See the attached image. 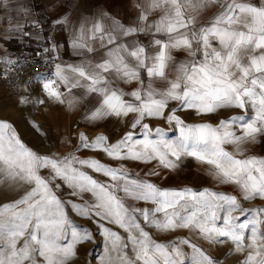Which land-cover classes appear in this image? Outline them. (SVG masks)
Segmentation results:
<instances>
[{"label": "snow or ice", "instance_id": "1", "mask_svg": "<svg viewBox=\"0 0 264 264\" xmlns=\"http://www.w3.org/2000/svg\"><path fill=\"white\" fill-rule=\"evenodd\" d=\"M22 7V17L34 20L29 5ZM55 23L69 32L63 44L77 59L65 62L61 41L48 43L46 60L33 64L41 70L31 74L45 94L37 103L76 110L94 99L85 126L117 118L125 131L115 140L81 132L73 152L60 151L65 141L41 153L0 118V172L29 186L0 204V264H70L94 234L71 220L69 209L104 237L102 264H112L110 252L119 264H221L210 249L224 244L226 258L246 253L241 264H264V206L246 207L264 201V157L248 151L264 139V0H139L128 23L104 11L76 24L64 14ZM14 32L27 37L31 29L17 23ZM177 51L186 57L178 60ZM0 61L21 68L11 56ZM233 110L244 114L215 125L181 115ZM189 159L206 165L214 187L226 190L157 183ZM133 164L146 170L141 175Z\"/></svg>", "mask_w": 264, "mask_h": 264}, {"label": "crops", "instance_id": "2", "mask_svg": "<svg viewBox=\"0 0 264 264\" xmlns=\"http://www.w3.org/2000/svg\"><path fill=\"white\" fill-rule=\"evenodd\" d=\"M27 3L31 9L32 16L34 20L29 19L27 15H23L24 9L22 5ZM139 0H9L8 5L0 7V56H11L13 51L16 50L20 45L26 42H31L35 39L34 35V23L37 17H49L56 21L58 16L66 14L67 18L76 24L77 21H85L91 18L95 13L104 11L109 13L111 16H115L121 19L122 22L128 23L130 19L136 14V5ZM215 9L208 12L207 15L200 21L203 24L208 18L211 17ZM17 23L24 25L31 29L30 34L25 37L22 34L14 32L17 27ZM65 39L70 40V35L67 30L61 31L58 29V40L61 41L60 54L63 60L67 63H71L77 58L73 56L70 47L63 44ZM178 60L184 59L186 53L183 51H177L174 53ZM2 61H0L1 65ZM2 83V82H1ZM79 91V90H74ZM8 93L7 91H5ZM10 94V93H8ZM15 99L22 101L23 98H27V103H22L25 107L30 110L29 119L32 123V129L35 127L41 133L50 134L54 140L57 142L66 140L64 135H76L81 132H87L92 139H95L97 135L108 134L113 136V139L119 138L120 133L125 131L124 124L117 118H110L107 121L101 122V127H86L84 120V111L87 108L95 104V100H92V104H89L87 100L82 101L84 108H77L76 110H70L66 105H59L56 103H46L45 105H40L37 103L38 100L44 99L45 94L42 91L35 93H24L22 96H14ZM91 99V98H90ZM241 110L233 111H222L219 114L200 117L193 112L181 113L182 118H184L188 123L191 120L192 123H203L210 122L212 124H217L219 120L224 119L233 115H243ZM249 117L252 115L249 112ZM42 125L43 128H38L35 125ZM163 125V122H161ZM165 127H170L168 125H163ZM35 131V130H33ZM178 135L177 133H169L170 137ZM230 147V146H229ZM249 153L264 157V139L261 143H256L249 148ZM97 154L94 156L96 157ZM93 157V158H95ZM189 161V163H188ZM136 170L139 169L140 174H143L140 166L143 164H133ZM139 167V168H137ZM206 165H201L195 160H187L184 169L175 173H165V178L157 181V183H163L167 179L176 189L184 187L186 184L188 187L197 189L208 188L209 190H219L213 185L211 178L208 176L206 171ZM134 171V170H133Z\"/></svg>", "mask_w": 264, "mask_h": 264}, {"label": "rangeland", "instance_id": "3", "mask_svg": "<svg viewBox=\"0 0 264 264\" xmlns=\"http://www.w3.org/2000/svg\"><path fill=\"white\" fill-rule=\"evenodd\" d=\"M5 91V87L0 81V118L12 122L14 126H16L17 131L21 134V137L26 144H28L38 152L51 153L58 146L63 145L65 141H69L67 147H60V151L64 154H68L75 150V145L78 143L77 134L63 135L62 137H66V140L62 139L63 141L58 143L57 140H54L50 134L45 135L35 127L32 129V123L29 119V116L31 115L29 112L30 110H28L24 104L19 102V100L15 99V97L13 98V96L6 93ZM189 123H192V121L190 120ZM257 142L261 143L262 139L258 140ZM95 154L96 153L92 151L83 152V156L86 158H93L95 157ZM186 162L187 160L185 161V163ZM140 168L144 173V171L146 170L145 166H140ZM132 170L136 171V167L133 166ZM164 181L165 182L160 183L162 187L176 189L167 182V179H165ZM28 188V185L21 184L20 182L13 180L6 174L0 172V204L19 199L20 196H22ZM183 188L189 187L184 184ZM197 189H200V187ZM219 190L225 191L226 189L220 188ZM67 196V191H64V198H67ZM261 206H264V201L261 200H254L246 205V207L248 208ZM69 215L71 220H73L77 225L81 226L82 228L90 229L94 234L93 242L84 243L78 246L77 255L70 261V264H102V262L106 259V249L104 244V237L97 233L96 224L85 218H82L74 210L69 209ZM249 219H251V217H249ZM160 235L166 236L167 234L161 233ZM23 242V239H21L18 246L20 244H23ZM4 243L5 241L0 240V246H2ZM229 248L230 245L224 244L220 245L218 248L210 249V251H212L214 255L220 257L221 264H241V261L243 260L246 253H236L235 255L226 258L225 253L228 252ZM129 255H131V253H129ZM110 257L112 260V264H119V256L116 252H110Z\"/></svg>", "mask_w": 264, "mask_h": 264}, {"label": "built area", "instance_id": "4", "mask_svg": "<svg viewBox=\"0 0 264 264\" xmlns=\"http://www.w3.org/2000/svg\"><path fill=\"white\" fill-rule=\"evenodd\" d=\"M34 35L36 38L33 41L23 43L13 51L12 57L21 62V68L11 70L3 62L0 65V81L5 90L14 96L41 91L39 82H30L34 70H41L40 65L36 64L34 68L33 64L37 60H46L47 54L42 50L48 47L50 41L58 40V26L49 17H37L34 23ZM34 53H39V55H34ZM48 67L45 64L44 68ZM6 71L7 75H5Z\"/></svg>", "mask_w": 264, "mask_h": 264}]
</instances>
